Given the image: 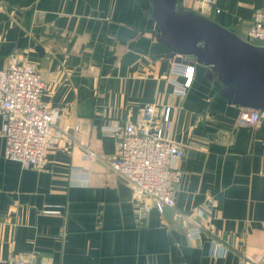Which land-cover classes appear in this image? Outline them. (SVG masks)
Returning a JSON list of instances; mask_svg holds the SVG:
<instances>
[{"label": "crops", "instance_id": "crops-1", "mask_svg": "<svg viewBox=\"0 0 264 264\" xmlns=\"http://www.w3.org/2000/svg\"><path fill=\"white\" fill-rule=\"evenodd\" d=\"M215 4L219 12L177 1L243 38L264 0ZM155 32L149 0H0V70L12 57L35 63L40 97L59 110L63 130L39 168L5 159L0 131V264L20 255L52 264L264 260V117L239 124L242 107L218 95V76L202 64L186 94H175L183 77L172 63H188L168 58ZM152 102L155 123L171 107L169 135L184 151L171 161L181 175L174 208L134 200L106 164L117 145L108 128L137 122ZM176 211L195 214L198 238L187 240Z\"/></svg>", "mask_w": 264, "mask_h": 264}, {"label": "built area", "instance_id": "built-area-1", "mask_svg": "<svg viewBox=\"0 0 264 264\" xmlns=\"http://www.w3.org/2000/svg\"><path fill=\"white\" fill-rule=\"evenodd\" d=\"M193 1L199 4V11L207 9L219 12L216 0ZM243 39L264 45V7L253 12ZM194 65L172 63L171 71L183 77L182 82L174 84L175 94H186L193 79ZM44 87L43 74L26 56L12 57L7 67L0 70L3 157L18 161L23 167H41L46 152L62 135L63 130L56 127L59 110L45 104L40 97ZM156 105L155 102L146 104L137 122H125L122 126L108 128L117 137V145L115 153L106 160V164L130 183L134 200L149 198L158 208H174L173 186L179 183L181 175L171 166V161L182 157L184 151L169 135L172 126L171 107L163 106L160 109V122L155 123ZM263 117L264 110L242 107L238 122L254 127ZM86 156L95 158L94 152L88 149ZM142 204L148 210L147 203ZM194 217V213L176 211L174 214L175 219L185 220V236L188 241L198 238L202 231V224ZM9 264L52 263L20 255ZM245 264H264V260L248 261Z\"/></svg>", "mask_w": 264, "mask_h": 264}, {"label": "water", "instance_id": "water-1", "mask_svg": "<svg viewBox=\"0 0 264 264\" xmlns=\"http://www.w3.org/2000/svg\"><path fill=\"white\" fill-rule=\"evenodd\" d=\"M178 0H149L155 35L177 62L202 64L220 81L229 104L264 110V45L251 43ZM41 51V48H38Z\"/></svg>", "mask_w": 264, "mask_h": 264}]
</instances>
